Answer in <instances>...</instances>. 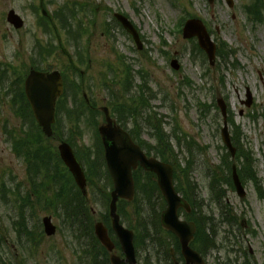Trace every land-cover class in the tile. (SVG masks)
<instances>
[{
  "label": "rangeland",
  "instance_id": "rangeland-1",
  "mask_svg": "<svg viewBox=\"0 0 264 264\" xmlns=\"http://www.w3.org/2000/svg\"><path fill=\"white\" fill-rule=\"evenodd\" d=\"M42 1L50 15H54L68 4L72 6L74 3L91 2L88 7L92 12L81 9L76 11L77 20L83 21L84 29L87 30L82 38L74 40L72 35L67 34L66 29L60 27L58 20L55 22L60 30L61 41L71 55H75L77 41L85 50L88 48L92 67L89 71H86L85 67L82 69L86 71L87 88L92 84L96 85L93 100L98 107L107 105L108 101L106 91L99 86V73L108 71V63L117 67L116 59L119 54L126 59V64L131 66L134 74L132 88H138L144 80L154 91L155 95L153 94L149 102L152 116L156 113L157 117L162 118L163 126L168 132L174 135L177 133L182 137L189 134L208 147L205 155L199 157L196 164L198 167L195 166L193 172L195 181L200 185L205 205H210V200L209 180L205 175L204 162L210 165L220 162L223 153L220 148L223 145V118L220 110L217 112L213 109L206 116H200L198 102L209 105L214 99L223 97L227 102L232 122L239 127L242 144H245V148L251 151L255 159L254 169L262 182L260 191L264 195V20L257 24L248 18L244 5L249 0H232L233 6L228 4V0H215L214 4L208 3L207 0H0V67L6 69L11 64L17 71H23L26 68L24 64L30 66L35 57L36 41L40 40L42 45L50 41L59 43L52 34L39 27L41 9L36 12L33 6H39ZM11 9L24 18V28L15 30L7 22V14ZM186 10L205 22L216 42H226L228 49L235 52L226 62L218 59V68L216 66L207 71L209 64L205 62L208 60L205 61L204 55L198 51L194 54L193 43L179 33L176 25ZM116 12L128 16L141 37H144L141 38V50L133 37L122 26L114 23ZM107 23L111 24L110 33L104 31ZM60 54L59 51L48 57V64L52 65L53 69L59 70L67 63ZM173 58L179 59L181 63L178 72L170 66ZM119 72L121 77L118 80L121 83L123 70L120 68ZM17 76L19 74L11 79L14 80ZM184 78H188L194 86L180 87V81ZM11 85L12 81L7 80L0 88V187L5 184L9 189L20 191L22 196H27L30 186L27 182L25 162L15 158L12 144L4 133L5 126L8 129H18L23 124L11 109ZM248 91L253 99L249 108L243 104V101L248 99ZM146 92L150 96L148 90ZM83 121V136L78 138L76 143L92 147L96 142L94 130ZM99 121L104 122L102 117ZM143 127L142 137L154 141L150 128L144 122ZM230 130H233L231 124ZM64 135L69 137L68 129L64 130ZM174 135L172 141L180 158L184 160L185 149L178 147ZM53 143L50 145L56 148L59 141ZM236 164L240 167L238 159ZM43 167L49 172L51 164ZM101 177H104L103 173ZM245 187L247 197L244 199L240 198L236 191L228 189L227 200L242 225H235L232 230L228 225H223L219 229L217 245L223 246L211 250L207 257L209 264H244L248 261L250 264H264V198H261L252 182H246ZM32 199L34 207H24L23 212L29 225L40 228L42 218L49 214L37 202V197ZM21 203L17 195L9 193L6 199L0 192V264H20L23 257L27 259V264H76L74 251L77 244L70 234L65 236V233L58 231L52 237L46 236L38 248L32 245L23 247L20 244L14 223L19 219ZM91 204L96 217L99 218V214L106 208L102 192H96L95 198H91ZM209 208H212L214 217L217 218L218 211L215 207L210 205ZM132 210L130 208V211ZM136 215L137 219H140V215ZM144 215L143 212L142 217ZM53 220L59 228V221L55 217ZM134 222L137 221L127 216L126 224L135 225ZM231 232L237 234V238ZM231 247L236 251L232 252ZM152 256L153 253L150 254L148 264H152ZM146 257V252L141 248L138 264H144Z\"/></svg>",
  "mask_w": 264,
  "mask_h": 264
},
{
  "label": "trees",
  "instance_id": "trees-1",
  "mask_svg": "<svg viewBox=\"0 0 264 264\" xmlns=\"http://www.w3.org/2000/svg\"><path fill=\"white\" fill-rule=\"evenodd\" d=\"M262 0H255L250 3L248 7L245 8L248 16L254 23H259L263 21V13L261 8L263 6ZM62 11H60V14ZM76 12L73 13V20H76ZM64 22L68 23V17H62ZM71 19V20H72ZM78 27H81L79 22ZM197 48V47H196ZM227 43L224 41L220 42L218 49V58L223 62H226L228 58L233 55L235 52L232 49H228ZM131 68L126 66V91L123 96H119L115 92V96L110 101V105L113 108V112L117 115L119 122H126V128H130V133L134 139L146 150L149 155H154L160 159L171 163L175 167L174 179L176 182L177 190L182 193V195L188 200L192 201L193 197L197 194V184L192 180V173L197 166L198 159L201 155H205L207 146L201 145L194 137L189 134H185L183 137L176 134L175 139L180 147H183L186 151L185 161L181 162L179 154L175 151L174 143L170 138V134L167 133L164 129L162 119H158L152 116L150 109V100L148 99L146 88L148 86L141 85L137 89L132 88L134 75L131 73ZM209 69V68H208ZM210 70V69H209ZM181 86L188 87L192 86L191 81H182ZM149 89V88H148ZM150 90V89H149ZM23 102V106L19 105L17 110V115L20 118L26 117V112L29 108V105L25 102V97L23 92L19 91V99H16V102L19 104V101ZM63 103V101H62ZM61 103V106H62ZM81 105H84L82 102ZM84 110H87L86 106H83ZM211 105L202 104L199 102V110L201 115H207L210 113ZM64 111L63 113H65ZM87 116V122L92 124V120H95V115L93 111L89 110ZM24 119V118H23ZM34 121V120H33ZM74 122V121H72ZM76 122V121H75ZM74 122V123H75ZM143 122L151 130V136L154 138V142H147L142 139V128ZM230 122L233 125L232 130V139L236 147L238 148L237 159L240 161L239 173L242 179L250 178L257 182V174L254 169V158L250 150L245 149L244 144H242V136L239 131V127L234 126L232 120ZM35 124V123H34ZM36 125V124H35ZM59 128L56 127V130ZM50 142V140L43 138V136L38 133L33 134L30 137H26L18 143L19 149L25 154L30 163V166L33 168L34 172H37L38 166L41 163L43 166L51 164L49 174V184L46 186L45 194L47 200L59 207L61 205L69 212L67 219L71 221L73 225H76L77 222L84 228V233L87 237L86 248L89 250V256L93 257L94 247L96 245L95 238L92 231V218L91 213L88 208L87 199L81 195V193L73 186L72 178L64 172V169L60 166V163L55 159L58 157L53 146H47L45 143ZM224 154L221 156V162L219 164L210 165L208 162H204L205 174L210 178L209 188L211 191V197L219 204H222L223 194L222 186L223 184L232 185L231 173H232V164L231 156L226 152L225 147H223ZM102 155V154H100ZM98 155V158L95 160L90 159V154L85 152V159L89 172L91 174L90 181L96 179V166L99 162L103 161L101 156ZM49 159H42V158ZM48 160V161H47ZM198 167V166H197ZM136 184L138 195L135 200V204H145L146 211L145 219L141 216L139 225L141 228V234L144 237H147L149 240L152 239V243L162 247L161 234L164 233L163 229L159 223L160 211L165 206L163 197L157 187L154 175L150 173L137 172L136 173ZM40 187V186H38ZM50 190L52 195H50ZM39 195V191H38ZM25 201V200H24ZM25 204L28 202L25 201ZM127 204V203H126ZM140 209L139 207L136 210ZM145 210V209H144ZM139 214V212H137ZM126 216H128L126 212ZM21 219L18 222L20 233L24 234V238L28 237L30 234L29 225L27 222L24 213L21 212ZM67 220V222H68ZM86 230V231H85ZM200 236H205L204 228H201L200 225ZM166 234V233H164ZM167 235H171L167 233ZM157 238V239H154ZM97 256H99L97 254ZM95 257V254H94Z\"/></svg>",
  "mask_w": 264,
  "mask_h": 264
},
{
  "label": "water",
  "instance_id": "water-1",
  "mask_svg": "<svg viewBox=\"0 0 264 264\" xmlns=\"http://www.w3.org/2000/svg\"><path fill=\"white\" fill-rule=\"evenodd\" d=\"M209 1L211 3L214 2V0ZM116 17L122 22L124 27L134 35L135 40L140 45L139 35L132 23L121 14H116ZM8 21L15 25L16 28H21L24 25V21L14 10L9 12ZM183 32L185 38L198 37L199 44L207 52L210 63L214 64L216 58V45L212 41L203 22L199 19H190L186 22ZM172 66L176 69L179 68L176 61L172 62ZM26 91L39 124L43 127L44 132L48 136H51L52 124L55 122L56 99L62 93V83L59 72L46 74L32 71L26 81ZM247 97L248 101H246L245 104L249 107L252 104L250 93H248ZM218 104L222 109L224 117L222 138L232 156L235 157L236 148L233 146L231 140L226 104L223 99H218ZM103 110L106 113L107 125L100 128V133L105 149L108 170L113 178L115 186L112 192L111 216L113 217L114 228L120 237L128 260L134 262L135 259L133 233L120 224V216L117 214V201L119 197L129 200L133 199L135 186L132 172L133 169H136L138 165L141 164L147 171H152L158 175L159 187L168 202V208L162 214V224L181 238L184 254L188 259L187 264H202L198 254L193 252L188 246L195 231L194 224H187L184 221H180L178 217V209L180 207H185L187 209L189 207L186 200L179 196L174 188L172 166L167 163H162L154 157H147L145 152L139 145L134 143L127 132L125 133L120 128L113 126V120L110 118L108 109L103 108ZM59 150L62 159L70 168L76 183L80 188L84 189L87 184L86 177L83 167L75 157L73 149L68 143L63 142L59 146ZM233 179L238 193L241 196H245V189L240 182L236 166L233 167ZM44 224L48 235L55 233V227L52 226L50 218H45ZM96 230L100 239L108 244V237L103 224H97ZM116 263L119 264L118 262Z\"/></svg>",
  "mask_w": 264,
  "mask_h": 264
},
{
  "label": "flooded vegetation",
  "instance_id": "flooded-vegetation-1",
  "mask_svg": "<svg viewBox=\"0 0 264 264\" xmlns=\"http://www.w3.org/2000/svg\"><path fill=\"white\" fill-rule=\"evenodd\" d=\"M15 158H19V157L15 156ZM171 250H173V248ZM142 251H145V250L142 248ZM208 252L209 251L207 250L206 254ZM114 253L116 255L122 256V254L120 253V248L116 244H115ZM114 253L113 252H110V254L108 253V257H109V260H108L107 255L106 256H102L99 252L96 251L94 253L95 254V257H94V254H93V257H92L91 262H92V264H109V261L112 258V256H113ZM97 254L99 256H97ZM150 254H151L150 252H147L146 253L147 256H150ZM157 257H158V255H156V261H155L156 263L155 264L162 263L161 258H157ZM172 258H173V256H172ZM176 258H177L178 261H180L182 263L185 262V259H184L183 255H182V252L180 250L178 251Z\"/></svg>",
  "mask_w": 264,
  "mask_h": 264
}]
</instances>
